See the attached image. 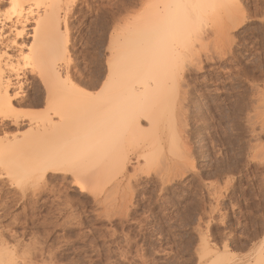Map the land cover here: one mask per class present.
Segmentation results:
<instances>
[{
    "label": "rangeland",
    "instance_id": "obj_1",
    "mask_svg": "<svg viewBox=\"0 0 264 264\" xmlns=\"http://www.w3.org/2000/svg\"><path fill=\"white\" fill-rule=\"evenodd\" d=\"M6 1L0 2V15L8 7ZM124 1L76 0L68 14L69 48L75 62L71 74L92 96L103 98L99 112L107 115L115 96V91L112 94V89L104 88L111 78L105 68L110 56L107 47L113 40L109 38L127 36L135 28L132 22L145 15L140 6L130 13H118ZM226 2L213 0L210 11L206 7L188 46L176 44L182 55L171 63L177 66L178 84L169 91L184 95L185 104L168 107L157 128L163 138L181 134L188 145L187 160L174 161L175 165L165 161V167L161 164L148 177L140 175L132 188L135 194L126 202L122 201L128 192L124 189L112 194V199L96 200L92 194H83L69 174L65 180L48 179V192L44 189L39 201L33 195L37 186L24 180L22 188L14 187L6 180L0 184V209L8 204L0 211L2 229L8 227L9 234L16 233L23 243L46 242L58 254L57 264H197L202 239L219 253L225 250L236 264H264V0ZM108 12H117L118 19L103 16ZM228 16L235 21L228 22ZM27 27L31 32L34 25ZM31 42L30 38L25 41ZM101 69L104 75L95 87ZM167 69L166 74L170 73ZM27 73L21 91L33 98L43 87ZM44 109L45 105H21L19 111L31 116ZM96 118L88 124L74 122V133L97 128ZM149 123L142 118L140 125L147 130ZM100 126L104 132L111 129L105 122ZM27 130L26 125L22 131ZM9 132V136L16 133L14 129ZM72 134L64 138L79 135ZM133 149L129 150L128 175L143 163L141 159L137 162ZM96 151L101 152L99 144L86 153ZM88 162L86 167L95 171V160ZM49 230L51 235H47Z\"/></svg>",
    "mask_w": 264,
    "mask_h": 264
},
{
    "label": "bare ground",
    "instance_id": "obj_2",
    "mask_svg": "<svg viewBox=\"0 0 264 264\" xmlns=\"http://www.w3.org/2000/svg\"><path fill=\"white\" fill-rule=\"evenodd\" d=\"M75 1L7 0L8 7L0 15V184L7 180L10 185L21 187L24 184H21L22 181L26 180L29 186L38 187L36 191L33 190V195L39 201L49 187L48 179L65 180L69 174L74 177L76 187L83 194H92L94 199L102 200L124 189L128 192L122 201L126 202L135 194L132 188L140 175H149L165 161L180 163L187 154L188 145L183 142L181 134L174 133L170 138H163L157 122L168 107L181 106L185 101L184 95L169 91L178 84L177 74L174 73L177 66L175 64L172 67L171 64L176 60L175 57L182 55L176 44L181 48L188 46L191 31H196L199 22L203 20L202 12L208 6V9L212 8L213 0H156L159 3L153 1L154 5L149 0H125L119 6L118 13L119 10L120 13H130V10L140 6L145 15L140 14L142 17L136 18L138 23L135 26V21H131V27L135 28L131 31L128 28L127 33L130 32L127 36L109 38L113 40L107 47L110 56L105 68L111 78L104 83V88L112 89V94L115 91L114 99L109 101L111 105L108 109L112 110L110 115L99 112L101 104H105L103 98L92 96L74 81L76 79L71 74L75 62L70 54L67 27L68 14L73 10L71 6ZM117 12L104 13L103 16L115 21L118 19ZM228 17V22H231L232 16ZM30 23L34 27L28 32L27 25ZM62 28H65L63 33ZM104 31H107L106 28ZM103 33L100 38L102 42L105 40ZM28 38L32 40L29 44L25 43ZM26 49L28 52L24 51ZM168 67L170 73L166 74ZM27 70L43 87V92H37L39 94L33 98L24 96L21 91L22 80L28 75ZM103 73L102 69L99 70L93 86L100 84ZM21 105H45V109L41 114L30 116L19 111ZM95 117H98L95 122L99 121L97 128L77 132L79 135L74 133V122L83 121L88 124ZM142 118L150 122L149 129H142ZM101 121L108 123L111 129L107 132L100 130ZM25 124L28 130L24 132ZM11 129L16 132L13 136L8 134ZM69 134L77 135V138H64L66 135L71 136ZM82 135L87 137L85 141ZM137 136L141 138H134ZM98 144L101 152L86 153L89 149H96ZM130 148L136 151L137 162L140 159L143 161L137 164L133 175H128ZM88 160H95V171L91 172L92 169L86 167ZM52 189H49L50 194ZM7 205L4 206L6 209ZM4 207L1 209L4 210ZM2 218L3 215H0V220ZM66 222L63 226L67 229L71 222L68 225ZM1 229L0 264H57L60 261L58 254L52 253L53 248L50 250L49 246L47 248L44 245L46 242L42 244L32 239L29 243H23L16 233L9 234L11 231L8 227ZM47 235H51L50 230ZM200 246L202 248L198 252L197 264H236L233 262L235 258L225 250L219 253L205 239H202ZM127 256V252L122 255L125 259Z\"/></svg>",
    "mask_w": 264,
    "mask_h": 264
}]
</instances>
